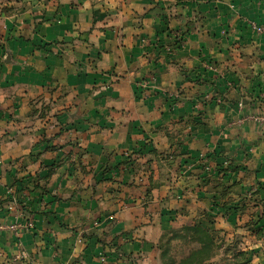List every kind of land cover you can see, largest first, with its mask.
Instances as JSON below:
<instances>
[{"label": "crops", "instance_id": "obj_1", "mask_svg": "<svg viewBox=\"0 0 264 264\" xmlns=\"http://www.w3.org/2000/svg\"><path fill=\"white\" fill-rule=\"evenodd\" d=\"M251 22L264 0H0V264H157L165 228L263 205Z\"/></svg>", "mask_w": 264, "mask_h": 264}, {"label": "rangeland", "instance_id": "obj_2", "mask_svg": "<svg viewBox=\"0 0 264 264\" xmlns=\"http://www.w3.org/2000/svg\"><path fill=\"white\" fill-rule=\"evenodd\" d=\"M239 209V214H244L243 219L232 224L230 230L205 228L208 231L207 235L203 234L205 244L197 255L194 251L201 244L195 238L200 233L178 231L182 226L170 227L171 231L165 228L157 242V264H196L198 261L202 264H264V204L245 205ZM145 263L148 260L135 264Z\"/></svg>", "mask_w": 264, "mask_h": 264}, {"label": "trees", "instance_id": "obj_3", "mask_svg": "<svg viewBox=\"0 0 264 264\" xmlns=\"http://www.w3.org/2000/svg\"><path fill=\"white\" fill-rule=\"evenodd\" d=\"M19 192V189H17L16 190V193H18ZM193 230V231H195L196 233L198 232V233H200V236H197L196 238H195V240H196V242H198V243H200L201 244V246H200V248L198 249V250H195L194 251V254H199L201 251H200V249H202V247H203V245L205 244V242H203L202 240H203V234H206V233H208V231H207V229H205V227H203V226H201L200 224H191V225H183L181 228H179V230L178 231H180V230ZM165 231H171V228H169V229H167V230H165ZM176 230H173V232H175ZM209 233H210V231H209ZM163 234V233H162ZM207 235V234H206ZM161 237H162V235H161ZM160 237V238H161ZM160 240V239H159ZM157 245V247H158V244H156ZM202 264V262L201 261H198V262H196V264Z\"/></svg>", "mask_w": 264, "mask_h": 264}, {"label": "built area", "instance_id": "obj_4", "mask_svg": "<svg viewBox=\"0 0 264 264\" xmlns=\"http://www.w3.org/2000/svg\"><path fill=\"white\" fill-rule=\"evenodd\" d=\"M253 27L254 30H256L258 33H264V26L259 25L255 22H251L250 23ZM217 101H220V98L217 99ZM260 120L264 121V116H261ZM19 224H15V225H11V227L16 228V226H18ZM4 227V225L0 224V229Z\"/></svg>", "mask_w": 264, "mask_h": 264}]
</instances>
